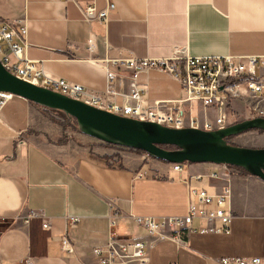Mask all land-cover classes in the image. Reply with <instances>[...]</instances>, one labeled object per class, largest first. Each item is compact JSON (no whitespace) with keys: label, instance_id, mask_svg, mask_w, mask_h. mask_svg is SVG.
I'll return each instance as SVG.
<instances>
[{"label":"crops","instance_id":"0c3cea01","mask_svg":"<svg viewBox=\"0 0 264 264\" xmlns=\"http://www.w3.org/2000/svg\"><path fill=\"white\" fill-rule=\"evenodd\" d=\"M107 2L115 7L106 23L85 20L77 5L94 3L101 9ZM14 18L26 24L29 59L47 73L94 91L105 89L106 73L104 62L92 58L106 54L160 57L181 47L190 55H231L242 60L264 55V0H0V19ZM90 35L97 45L92 54L86 49ZM114 68L119 91L114 98L121 103L130 90L132 71ZM136 82L146 85L149 103L181 95L179 82L165 71L138 72ZM240 103L245 105L241 99L230 100L228 111ZM36 104L14 94L1 111L0 264H97L91 248L107 239L108 199L112 197L117 199L119 212L113 230L119 235H147L129 212L181 215L189 200L198 208L217 207L215 196L203 203L189 191L219 193L225 180L208 173L221 169L220 163L186 161L176 171L168 161L153 157V167L140 165L141 153L125 156L116 149L126 147L78 128L81 143L34 136V120L42 108ZM190 107L201 118L217 113L214 106L206 111L198 103ZM16 131L21 132L20 141ZM139 172L143 174L138 176ZM25 208L42 211L50 226H42L41 216L25 222L20 215ZM227 208L232 214L229 232L183 231L185 242L160 240L149 248L148 264H222L220 258L226 255L264 256V179L233 166ZM68 214L80 217L71 229V253L60 248L57 238ZM213 223L221 225L218 219ZM205 224L198 217L192 219L195 228Z\"/></svg>","mask_w":264,"mask_h":264},{"label":"built area","instance_id":"2783aa9c","mask_svg":"<svg viewBox=\"0 0 264 264\" xmlns=\"http://www.w3.org/2000/svg\"><path fill=\"white\" fill-rule=\"evenodd\" d=\"M75 1V0H74ZM85 20L94 19L104 23L108 14L115 7L113 2L98 9L94 3H77ZM27 27L22 18L0 19V60L3 66L18 77L34 84L49 87L69 97L79 99L99 108L114 113L130 116L140 120L158 122L172 127H197L206 130L217 129L228 124V105L232 99H241L247 107L249 115L264 116V55H249L245 60L235 59L231 55H190L184 48L176 47L169 55L160 57H140L137 55H104L92 58L96 63L104 62L106 73V87L103 91H94L81 83L47 73L35 60L29 59L25 50L27 41ZM96 40L93 35L86 39V49L89 54L96 50ZM109 46L107 45V49ZM114 67L131 69L130 90L121 103L114 96L119 93L115 87L117 71ZM157 69L167 72L176 79L181 87V95L171 99H157L149 103L146 85L136 82L138 72H148ZM13 93L0 90V120L1 111L5 103L13 97ZM198 103L203 110L214 106L217 113L213 118H201L191 113V104ZM188 105V107H187ZM20 141L21 132L16 131ZM143 157L152 158L147 152ZM221 169L210 171L211 177H221L225 186L216 195L203 189H190V193L203 202H211L215 196L217 207L213 209L198 208L192 200L188 201L187 209L181 215H136L129 212V216L142 225L146 236L119 235L113 229L119 215L116 198L108 199V236L104 243L93 245L91 250L97 264H148L149 248L163 239H173L185 242L183 231L200 233L207 231L229 232L231 219L230 209H226L227 200L231 195V175L233 165L220 163ZM184 162H169L171 169L180 171ZM139 172L137 175H142ZM200 177V174H194ZM26 222L30 217L41 216L42 226L49 227L50 220L42 211L25 208L20 212ZM198 217L206 224L195 228L192 219ZM214 219L221 221L217 226ZM65 226L57 236L60 248L65 253L74 251L71 229L75 228L80 220L78 215L68 214L64 217ZM222 264H264V256L226 255L220 258Z\"/></svg>","mask_w":264,"mask_h":264},{"label":"water","instance_id":"95a60500","mask_svg":"<svg viewBox=\"0 0 264 264\" xmlns=\"http://www.w3.org/2000/svg\"><path fill=\"white\" fill-rule=\"evenodd\" d=\"M0 90L9 91L71 116L82 133L102 141L139 149L168 162H214L241 167L264 179V146H246L227 137L250 129L264 131V116L229 122L217 129L172 127L96 107L7 70L0 60ZM173 145L174 148H168Z\"/></svg>","mask_w":264,"mask_h":264},{"label":"rangeland","instance_id":"374dc122","mask_svg":"<svg viewBox=\"0 0 264 264\" xmlns=\"http://www.w3.org/2000/svg\"><path fill=\"white\" fill-rule=\"evenodd\" d=\"M241 105V107L239 106ZM243 104H236L234 107H230L232 111V119L234 121L241 120L246 118V115H249L247 107ZM35 107H42L40 111V115L38 116L37 120H34V126L37 127L35 132L33 133L34 136L41 134L47 136V138L52 137L57 141H70L72 143H81V134H79L77 127L73 125V119L64 118L63 114L58 111L54 110L55 108H50L41 104H36ZM228 118L231 121V116L228 115ZM228 122V123H229ZM42 130V131H40ZM229 140L233 143L246 145V146H264V131L259 129H252L246 130L241 133L235 134L230 136ZM125 147V146H122ZM126 148H119L116 151L125 155V156H135V155H143L142 152H134L130 151V149ZM145 152V151H143ZM155 159V158H154ZM153 157L142 158L140 161V165L148 163L149 167H153V163L155 162Z\"/></svg>","mask_w":264,"mask_h":264},{"label":"trees","instance_id":"16d2710c","mask_svg":"<svg viewBox=\"0 0 264 264\" xmlns=\"http://www.w3.org/2000/svg\"><path fill=\"white\" fill-rule=\"evenodd\" d=\"M54 110H58V111H60L62 114H63V116L64 117H66L67 119H73L71 116H69V115H67L66 113H64L63 111H61V110H59V109H54ZM228 114L231 116V119H232V111L229 109V111H228ZM235 119H232L231 121H234ZM73 125L75 126V127H77V125H76V123H75V120L73 119ZM229 138H230V136L229 137H227V141L228 142H231L230 140H229ZM233 143V142H232ZM119 146H121V145H119ZM167 147L168 148H174L175 146H173V145H167ZM139 150V149H138Z\"/></svg>","mask_w":264,"mask_h":264}]
</instances>
